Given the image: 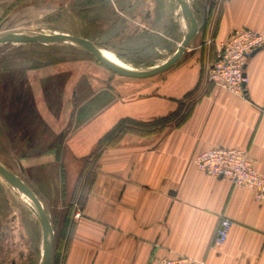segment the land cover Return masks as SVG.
<instances>
[{
    "label": "crops",
    "instance_id": "obj_1",
    "mask_svg": "<svg viewBox=\"0 0 264 264\" xmlns=\"http://www.w3.org/2000/svg\"><path fill=\"white\" fill-rule=\"evenodd\" d=\"M83 1L0 0V33L48 24ZM139 1L111 0L113 16L120 18L116 24L125 18L138 26L148 24L149 16L140 23ZM197 1L195 11L190 3L200 27L197 44L154 77L85 79V66L61 60L28 68V80L17 84V76L11 88L2 85L3 90L19 89L11 103L27 110L21 118L14 114V138L33 143L36 150L19 158V175L34 185L53 213L57 207L63 219L70 212L73 217V227L58 231L65 248L55 264H154L160 257L177 255L206 264H264V200L229 179L200 171L194 162L206 149L239 147L249 151L255 168L264 173V48L247 60L245 95L209 79L218 43L239 28L264 30V0ZM151 4L149 0L145 9ZM131 9L134 14L128 13ZM83 38L107 48L102 39ZM84 81L90 91L86 96L79 87ZM0 98L9 103L2 94ZM56 105L61 113L53 111ZM122 118L162 122L152 134H127L116 147L102 150L82 208L76 197L84 167L100 152L101 138ZM77 212L81 215L76 219ZM221 216L233 226L228 239L215 244Z\"/></svg>",
    "mask_w": 264,
    "mask_h": 264
},
{
    "label": "rangeland",
    "instance_id": "obj_2",
    "mask_svg": "<svg viewBox=\"0 0 264 264\" xmlns=\"http://www.w3.org/2000/svg\"><path fill=\"white\" fill-rule=\"evenodd\" d=\"M147 2L149 3V0L139 1L140 23L144 22L146 16L150 18L148 24L143 23L144 26H138L127 18L116 24L115 19H118L119 16H113L114 12L110 8L111 0H84L83 3H79L77 8L73 7L70 11H68L69 8L63 9L65 12L68 11L67 15L57 14L48 24L40 23L35 26L22 27L19 31L31 32L42 26L46 32H50L49 30L52 31V29H58V32H61L52 34H72L78 37L97 38L99 41L102 39L107 48L99 47L108 53L114 61L135 69H146L153 65L159 66L170 58L188 31V24L177 0H151V8H148L150 7L148 5L145 9ZM189 2L194 11L197 10L196 6L199 2L197 0H189ZM98 5H104L105 8H100L98 11ZM135 11L136 9H131L128 13L134 14ZM108 20H113V23H108ZM136 28H140V30L135 33ZM126 29L132 30L133 33L127 32ZM116 31H118L117 36ZM197 41L198 37L195 36L187 48L195 46ZM108 47L113 48L116 54ZM182 56L184 57V55ZM61 60L72 62L77 60L79 64L81 63L80 65L85 66V76H89L85 79L96 76L110 80L113 78L122 79L120 75L115 74L98 61L92 53L75 46H43L34 43L0 45V96L2 94L5 99L9 100V103L4 104L1 103L2 98H0V160L17 174H21L17 163L22 154L33 153L36 150L34 151L33 143L29 144L27 140L17 143L14 138L15 130L13 128L18 129L14 114L16 113L18 118H21L24 113H27V110L20 106L18 109H14L11 103V97L18 94L19 89L3 90L2 85L13 86L14 81L11 80L16 79L17 76V84L20 79L27 81L28 68L41 67ZM14 70L19 72L14 73ZM131 78L136 77H128V79ZM2 80L5 81L1 84ZM87 84V81H84L83 85L79 86L82 87L80 90L85 96L90 92L87 90ZM80 95V99H83L82 94ZM56 110L58 113L62 112L59 105H56V108L53 107V111ZM30 186L35 188L34 185ZM42 205L46 212H49L48 217L55 229L52 260V264H55V260L62 257L65 248L59 244L63 240L60 238L63 236V232L62 236H58V231L62 227H73V217L68 214L63 219L57 207L53 208V213L46 203L42 202ZM43 252V230L38 217L29 204L23 200L18 189L0 176V264H40Z\"/></svg>",
    "mask_w": 264,
    "mask_h": 264
},
{
    "label": "built area",
    "instance_id": "obj_3",
    "mask_svg": "<svg viewBox=\"0 0 264 264\" xmlns=\"http://www.w3.org/2000/svg\"><path fill=\"white\" fill-rule=\"evenodd\" d=\"M264 48V30L236 29L229 38L217 44L209 79L215 85L236 95L246 94L245 65L249 56ZM197 168L208 175L229 179L235 185L252 190L257 199L264 200V173L255 168L249 151L239 147H212L199 153L194 160ZM75 213V218L80 217ZM233 222L221 216L214 234V243L223 244ZM154 264H206L204 259L187 255L164 256Z\"/></svg>",
    "mask_w": 264,
    "mask_h": 264
},
{
    "label": "water",
    "instance_id": "obj_4",
    "mask_svg": "<svg viewBox=\"0 0 264 264\" xmlns=\"http://www.w3.org/2000/svg\"><path fill=\"white\" fill-rule=\"evenodd\" d=\"M180 4V8L185 17V20L188 24V31L185 35L183 41L173 53V55L168 58L164 63L159 66H154L149 69H130L124 66H121L112 60L106 58L101 52L99 45L87 38L68 35V34H51L41 31H5L0 33V45L6 43H41L45 45H54V44H68L78 48L85 49L92 53L98 61L103 65L107 66L114 73L123 76V77H138V78H147L152 77L158 73H162L170 69L176 62L181 58L185 50L187 49L191 40L195 37L197 31L199 30V25L195 13L190 5L189 0H177ZM0 176L12 186L18 188L22 193H24L28 199L34 205V211L38 217L42 230H43V257L40 264H52L53 260V246L55 241V229L52 224V221L48 217L42 201L36 192L31 188V186L17 173L12 171L8 166H6L0 160Z\"/></svg>",
    "mask_w": 264,
    "mask_h": 264
},
{
    "label": "trees",
    "instance_id": "obj_5",
    "mask_svg": "<svg viewBox=\"0 0 264 264\" xmlns=\"http://www.w3.org/2000/svg\"><path fill=\"white\" fill-rule=\"evenodd\" d=\"M166 119H164L163 122H166L168 120ZM161 122L162 121H154V122L146 123L136 119L122 118L116 123V125L112 129H110L101 138L99 143L100 152L94 157L92 163L90 161L87 162L86 166L84 167L83 173L80 177V181L78 184V192H77L78 195L76 197L80 207L83 208L85 206L87 196L92 189L94 178L96 176L95 173L97 168L96 163L98 162V159L102 154V150L116 147L127 134H131V133L137 135L152 134L157 129L156 125ZM70 214L71 212L69 213V215Z\"/></svg>",
    "mask_w": 264,
    "mask_h": 264
},
{
    "label": "bare ground",
    "instance_id": "obj_6",
    "mask_svg": "<svg viewBox=\"0 0 264 264\" xmlns=\"http://www.w3.org/2000/svg\"><path fill=\"white\" fill-rule=\"evenodd\" d=\"M45 45V44H44ZM55 46L56 45H68V44H54ZM100 48V47H99ZM100 50H101V52L104 54V52H103V50L100 48ZM104 56L106 57V58H108V59H110V60H112V58L109 56V55H105L104 54ZM114 62V61H113ZM116 63V62H115ZM118 64V63H117ZM119 65H121V64H119ZM121 66H124V65H121ZM124 67H126V66H124ZM127 68H130V67H127ZM130 69H134V68H130ZM18 189V188H17ZM18 191L20 192V195H21V197L23 198V200L24 201H26L28 204H29V206L31 207V209H32V211L35 213V211H34V205H33V203L30 201V199H28V197L24 194V193H22L19 189H18ZM36 215V214H35Z\"/></svg>",
    "mask_w": 264,
    "mask_h": 264
}]
</instances>
